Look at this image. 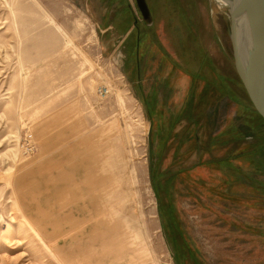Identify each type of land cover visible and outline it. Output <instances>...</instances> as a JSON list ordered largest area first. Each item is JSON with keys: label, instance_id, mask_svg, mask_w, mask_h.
<instances>
[{"label": "rangeland", "instance_id": "374dc122", "mask_svg": "<svg viewBox=\"0 0 264 264\" xmlns=\"http://www.w3.org/2000/svg\"><path fill=\"white\" fill-rule=\"evenodd\" d=\"M130 1L137 25L121 41L97 27L104 0H0V264H264V128L230 5L149 0L152 53L187 69L212 53L234 80L199 142H153L131 85L146 26ZM7 236L24 243L2 249Z\"/></svg>", "mask_w": 264, "mask_h": 264}, {"label": "crops", "instance_id": "0c3cea01", "mask_svg": "<svg viewBox=\"0 0 264 264\" xmlns=\"http://www.w3.org/2000/svg\"><path fill=\"white\" fill-rule=\"evenodd\" d=\"M104 1L107 8L98 17V29L107 34L121 31L118 34L121 41L126 40L137 25L131 1ZM148 4L153 24L147 25L143 20L145 33L138 34L135 58L130 61L134 69L131 85L138 91L142 110L151 127L149 139L153 142H199L207 127L209 133V126L216 122L219 103L226 107L223 101L228 102L227 92L232 93L234 80L219 77L212 53L197 57V62L196 58L190 57L189 69L178 54L152 53L156 34L160 31H156L158 18L149 0Z\"/></svg>", "mask_w": 264, "mask_h": 264}, {"label": "water", "instance_id": "95a60500", "mask_svg": "<svg viewBox=\"0 0 264 264\" xmlns=\"http://www.w3.org/2000/svg\"><path fill=\"white\" fill-rule=\"evenodd\" d=\"M235 68L249 102L264 119V0H229ZM143 20L153 24L148 0H136ZM239 16L246 22L247 40L240 34Z\"/></svg>", "mask_w": 264, "mask_h": 264}, {"label": "bare ground", "instance_id": "6f19581e", "mask_svg": "<svg viewBox=\"0 0 264 264\" xmlns=\"http://www.w3.org/2000/svg\"><path fill=\"white\" fill-rule=\"evenodd\" d=\"M216 3L220 6V7H226V5H230V2L229 0H215ZM216 7V5H215ZM239 30H240V34L247 40L248 38V32H247V26H246V22L245 20L243 19L242 16H239ZM11 238H14V237H11V236H7L6 237V240L5 242L2 243V246L1 248L2 249H16L18 248V246H21L24 242H21V239L17 242H15V239H11ZM1 249V250H2ZM9 252V251H8Z\"/></svg>", "mask_w": 264, "mask_h": 264}, {"label": "built area", "instance_id": "2783aa9c", "mask_svg": "<svg viewBox=\"0 0 264 264\" xmlns=\"http://www.w3.org/2000/svg\"><path fill=\"white\" fill-rule=\"evenodd\" d=\"M97 94L100 98L106 99L110 96L111 94V89L107 86H100L97 89Z\"/></svg>", "mask_w": 264, "mask_h": 264}, {"label": "trees", "instance_id": "16d2710c", "mask_svg": "<svg viewBox=\"0 0 264 264\" xmlns=\"http://www.w3.org/2000/svg\"><path fill=\"white\" fill-rule=\"evenodd\" d=\"M248 106L251 109L252 113L256 114L259 117V119L261 121V124H262V126L264 128V119L255 111V109L253 108V106L251 105V103L248 104Z\"/></svg>", "mask_w": 264, "mask_h": 264}]
</instances>
